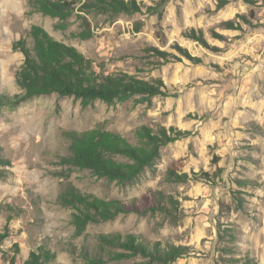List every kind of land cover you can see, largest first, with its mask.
Segmentation results:
<instances>
[{
	"label": "rangeland",
	"instance_id": "rangeland-1",
	"mask_svg": "<svg viewBox=\"0 0 264 264\" xmlns=\"http://www.w3.org/2000/svg\"><path fill=\"white\" fill-rule=\"evenodd\" d=\"M74 1L80 7L87 0ZM136 1L143 8L133 15L77 11L91 32L81 40L76 35L85 28L75 15L62 32L30 0H0V103L22 92L15 78L24 56L12 47L25 39L33 48L35 25L78 49L103 75L122 72L165 85L163 95L142 104L136 97L82 108L55 94L0 104V147L10 163L0 167V264H23L39 247L56 255L52 264H159L140 256L113 260V253L126 252L101 245L102 235L187 248L173 264H264V0H226L222 9L223 0ZM191 30L202 31L207 44L187 38ZM151 48L168 53V61ZM142 126L190 134L164 146L154 169L129 184L63 164L70 156L67 132L101 128L136 145ZM170 171L188 178L179 182ZM72 188L138 211L90 223L78 236L76 211L60 201ZM160 200L167 209L156 208ZM236 227L242 234L234 246L219 239Z\"/></svg>",
	"mask_w": 264,
	"mask_h": 264
},
{
	"label": "trees",
	"instance_id": "trees-1",
	"mask_svg": "<svg viewBox=\"0 0 264 264\" xmlns=\"http://www.w3.org/2000/svg\"><path fill=\"white\" fill-rule=\"evenodd\" d=\"M253 4V0H243ZM165 1L162 0L161 3ZM228 1H220L218 8L222 9ZM30 7L35 13L50 17L58 21L55 29L65 32L70 26V19L75 15L82 20L84 31L77 38L87 40L91 32L87 27V19L76 12L99 14L133 15L141 12L143 6L136 0H87L80 7L74 0H30ZM78 9V10H77ZM227 29H236L233 22H226ZM30 36L34 47L30 48L25 39L13 44V51L24 56V62L16 73V83L22 89L20 94L13 97H3L0 104L18 106L35 97L57 95L58 97L73 98L80 101L82 108L100 101L108 106H114L138 97L139 104L150 102L152 98L163 95L165 88L161 80L148 82L138 76L128 73H114L103 75L94 68V63L86 58L73 46L55 40L41 26H32ZM187 38L202 45L206 39L202 31L191 30ZM176 48L188 59L187 50L179 46ZM150 51L155 56L168 61L170 56L157 48ZM190 132H183L173 127H161L157 132L142 126L135 132L137 144H131L120 134L101 128L85 132H67L65 137L70 141V156L63 160L64 165L75 169L88 170L99 179H107L117 184H129L146 170H153L156 162L161 158V149L168 144L175 143L188 136ZM9 160L2 154L0 147V167L8 166ZM170 178L184 182L188 176H180L172 171ZM209 175L204 173V178ZM163 199V198H162ZM61 204L76 212L72 221L76 227V235H82L90 223H100L114 219L120 214L138 211L137 207H130L121 201L103 200L96 196L82 195L76 189H71L60 196ZM174 204V201L170 202ZM158 201L157 209L165 210ZM219 239L226 236L234 246L239 241L242 231L239 227L221 231ZM224 232V233H223ZM2 236L0 239H3ZM228 242V241H225ZM100 243L107 248L122 249L126 253L115 252V261L140 256L150 262L159 264H173L187 253V248L177 246L162 247L160 243L154 245L135 235H102ZM56 255L44 247L31 252L23 264H52ZM10 264H17L13 259ZM247 264H251L250 262ZM254 264V263H252Z\"/></svg>",
	"mask_w": 264,
	"mask_h": 264
}]
</instances>
